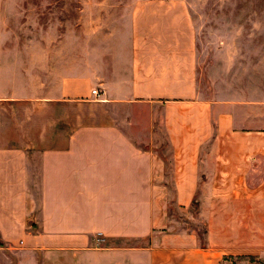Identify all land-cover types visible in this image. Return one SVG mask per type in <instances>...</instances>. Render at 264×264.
Segmentation results:
<instances>
[{
  "label": "crops",
  "instance_id": "0c3cea01",
  "mask_svg": "<svg viewBox=\"0 0 264 264\" xmlns=\"http://www.w3.org/2000/svg\"><path fill=\"white\" fill-rule=\"evenodd\" d=\"M136 35L73 76L0 37V264H264L262 101L215 112L196 39ZM172 202L199 204L205 238L167 231Z\"/></svg>",
  "mask_w": 264,
  "mask_h": 264
},
{
  "label": "rangeland",
  "instance_id": "374dc122",
  "mask_svg": "<svg viewBox=\"0 0 264 264\" xmlns=\"http://www.w3.org/2000/svg\"><path fill=\"white\" fill-rule=\"evenodd\" d=\"M174 29L197 40L199 88L215 112L229 99L264 107V0H0V37L20 39L23 48L33 39L40 53L56 55V65L69 56L72 76L93 74L96 59L126 56L134 31L157 37ZM166 131L157 145L164 169H174ZM173 188L167 187L169 198ZM168 209V232L205 238L209 220L199 204L180 210L172 202Z\"/></svg>",
  "mask_w": 264,
  "mask_h": 264
},
{
  "label": "built area",
  "instance_id": "2783aa9c",
  "mask_svg": "<svg viewBox=\"0 0 264 264\" xmlns=\"http://www.w3.org/2000/svg\"><path fill=\"white\" fill-rule=\"evenodd\" d=\"M93 94H94V95H97V91H93Z\"/></svg>",
  "mask_w": 264,
  "mask_h": 264
}]
</instances>
